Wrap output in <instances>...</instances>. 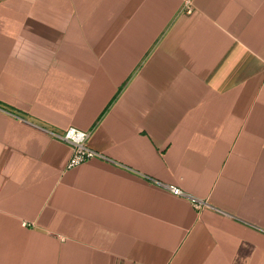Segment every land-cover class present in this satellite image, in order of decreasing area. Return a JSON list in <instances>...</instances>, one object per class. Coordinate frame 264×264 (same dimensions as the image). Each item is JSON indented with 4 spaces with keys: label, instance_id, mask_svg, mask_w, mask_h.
<instances>
[{
    "label": "crops",
    "instance_id": "crops-1",
    "mask_svg": "<svg viewBox=\"0 0 264 264\" xmlns=\"http://www.w3.org/2000/svg\"><path fill=\"white\" fill-rule=\"evenodd\" d=\"M186 1L0 0V264H264V0Z\"/></svg>",
    "mask_w": 264,
    "mask_h": 264
},
{
    "label": "built area",
    "instance_id": "built-area-1",
    "mask_svg": "<svg viewBox=\"0 0 264 264\" xmlns=\"http://www.w3.org/2000/svg\"><path fill=\"white\" fill-rule=\"evenodd\" d=\"M184 7L186 11H190L191 7L188 0L185 2ZM80 132H83L85 134L83 139H81L79 135ZM52 134L56 138L68 143L71 148V154L66 163V168L76 167L92 158L101 157L100 152L93 150L88 145L90 132L87 130H81L74 126H69L66 129H64L61 133L52 132ZM164 186L172 194L187 198L192 204V206L197 209L207 205L206 201L190 196L174 185H164Z\"/></svg>",
    "mask_w": 264,
    "mask_h": 264
},
{
    "label": "clouds",
    "instance_id": "clouds-1",
    "mask_svg": "<svg viewBox=\"0 0 264 264\" xmlns=\"http://www.w3.org/2000/svg\"><path fill=\"white\" fill-rule=\"evenodd\" d=\"M79 135H80L81 139H83V137L85 136V134L83 132H80Z\"/></svg>",
    "mask_w": 264,
    "mask_h": 264
},
{
    "label": "snow or ice",
    "instance_id": "snow-or-ice-1",
    "mask_svg": "<svg viewBox=\"0 0 264 264\" xmlns=\"http://www.w3.org/2000/svg\"><path fill=\"white\" fill-rule=\"evenodd\" d=\"M70 135H71V133H70Z\"/></svg>",
    "mask_w": 264,
    "mask_h": 264
}]
</instances>
